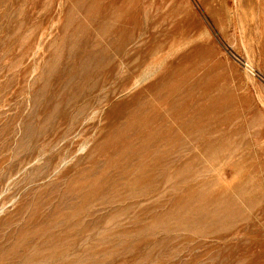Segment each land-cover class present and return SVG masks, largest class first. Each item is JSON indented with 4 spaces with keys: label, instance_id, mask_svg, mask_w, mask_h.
Returning <instances> with one entry per match:
<instances>
[{
    "label": "rangeland",
    "instance_id": "374dc122",
    "mask_svg": "<svg viewBox=\"0 0 264 264\" xmlns=\"http://www.w3.org/2000/svg\"><path fill=\"white\" fill-rule=\"evenodd\" d=\"M0 264H264V0H0Z\"/></svg>",
    "mask_w": 264,
    "mask_h": 264
}]
</instances>
